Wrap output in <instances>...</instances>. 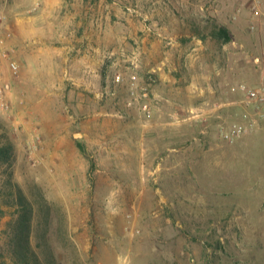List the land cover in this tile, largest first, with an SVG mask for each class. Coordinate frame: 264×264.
Listing matches in <instances>:
<instances>
[{"label": "rangeland", "instance_id": "1", "mask_svg": "<svg viewBox=\"0 0 264 264\" xmlns=\"http://www.w3.org/2000/svg\"><path fill=\"white\" fill-rule=\"evenodd\" d=\"M164 2L203 32L230 27L231 40H218L234 48L224 95L170 104L151 86L185 99V78L166 86L149 73L138 85L111 72L108 87L100 76L88 87L60 62L62 46L76 57L74 35L100 12L117 30L143 32ZM0 15V134L16 144L15 178L36 208L31 240L47 264H264V118L232 90L264 85V0H0ZM133 86L148 96L133 98ZM250 118L253 131L224 138ZM4 199L7 249L15 209Z\"/></svg>", "mask_w": 264, "mask_h": 264}, {"label": "crops", "instance_id": "2", "mask_svg": "<svg viewBox=\"0 0 264 264\" xmlns=\"http://www.w3.org/2000/svg\"><path fill=\"white\" fill-rule=\"evenodd\" d=\"M178 6V3L168 2L157 5L149 27L145 26L143 32L129 33L115 29L109 11L104 10L96 18L87 20L83 32L74 35L77 43L71 49L77 52L76 57L71 58L67 53L66 49L71 45L62 46L60 62L79 67L84 76L76 82L86 83L88 87L95 85L99 76L100 82L108 87L109 82H114L111 72L123 75L124 82L135 80L138 85H147L149 73H153L156 81L166 86L184 78L189 82L184 88L188 91L185 99L172 95L170 91L164 92L162 87L151 86L159 100L196 105L203 99L201 94L209 96L214 93L215 98L217 93H224L221 80L234 78V48L231 46L229 51L226 50L227 45L220 44L212 36V30L203 32L199 26L192 27L188 20L179 16ZM181 7L187 10L190 6L186 3ZM171 8L177 11L172 12ZM148 55L147 63L145 58ZM226 57L230 62L222 65L220 60L226 61ZM192 95H198L199 101H191Z\"/></svg>", "mask_w": 264, "mask_h": 264}, {"label": "trees", "instance_id": "3", "mask_svg": "<svg viewBox=\"0 0 264 264\" xmlns=\"http://www.w3.org/2000/svg\"><path fill=\"white\" fill-rule=\"evenodd\" d=\"M211 34L221 42L231 40V33L227 26H216ZM78 146L86 156L89 155L82 142H78ZM15 159L16 144L10 135L5 130H2L0 134V169L3 183L0 188V218L5 213L1 197L7 196V199L3 200L4 203L15 210L13 221L8 230L7 249L0 248V264H47L38 254L31 240L36 208L33 200L26 194L19 181L15 178L13 169ZM92 165H95L94 162ZM39 198L43 199L42 196H39ZM43 205L41 210L44 212L43 216L46 224L49 225L52 219V209L49 205H46L45 209ZM11 254L13 259L9 258Z\"/></svg>", "mask_w": 264, "mask_h": 264}, {"label": "built area", "instance_id": "4", "mask_svg": "<svg viewBox=\"0 0 264 264\" xmlns=\"http://www.w3.org/2000/svg\"><path fill=\"white\" fill-rule=\"evenodd\" d=\"M2 17L0 15V21ZM14 68L17 70L18 66L16 63L13 64ZM136 76H133V79H135ZM117 79L119 81L124 80L123 75L118 74ZM148 88L146 86H141L140 88L133 86L131 88V94L133 98L135 99H144L148 96L149 92L147 90ZM233 91L241 92L246 100L245 103L247 105L254 106L256 110L259 112V115L264 118V85L260 86H250L246 83L239 84L237 86L232 87ZM132 101H129V104H132ZM220 104L219 102H216L215 105L218 106ZM143 109L147 113V115L151 116V107L149 106L148 102H144ZM246 117H249L248 114H246ZM256 121L253 118H250L247 123L245 124H234L232 128L224 129L223 135L224 138L228 141H235L236 139L241 138L243 135L253 131L254 128H256ZM121 264H129L127 262L121 263Z\"/></svg>", "mask_w": 264, "mask_h": 264}]
</instances>
